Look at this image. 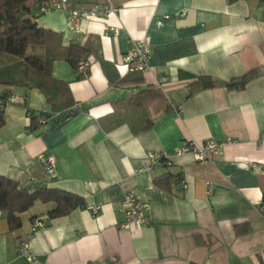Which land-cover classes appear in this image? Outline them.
Here are the masks:
<instances>
[{
	"label": "crops",
	"instance_id": "0c3cea01",
	"mask_svg": "<svg viewBox=\"0 0 264 264\" xmlns=\"http://www.w3.org/2000/svg\"><path fill=\"white\" fill-rule=\"evenodd\" d=\"M68 2L117 9L81 19L73 33L64 11L35 15L30 3L35 22L57 32L61 47L86 49L89 67L80 73L55 43L28 49L53 57L51 75L66 83L68 105L48 102L28 82H0V97L16 98L0 106V175L28 191L71 192L84 205L50 218L53 203L35 202L16 230L0 211V264H264V0ZM142 38L150 66L128 72L122 57ZM252 69L259 74L246 80ZM43 108L46 122L38 123ZM212 138L233 142L200 161L176 152ZM149 151L170 165L147 169ZM42 153L55 157L51 172ZM129 190L149 208V222L123 229L119 206ZM87 204L98 205L97 214ZM33 218L43 227L28 238ZM26 238L32 261L17 253Z\"/></svg>",
	"mask_w": 264,
	"mask_h": 264
},
{
	"label": "trees",
	"instance_id": "16d2710c",
	"mask_svg": "<svg viewBox=\"0 0 264 264\" xmlns=\"http://www.w3.org/2000/svg\"><path fill=\"white\" fill-rule=\"evenodd\" d=\"M40 1L46 0H0V82L10 85L21 82L29 83L28 85L40 88L48 102L52 103L50 98L53 97L60 101V104L68 105L66 83L56 80L51 75L50 62L53 57L45 58L34 51L28 52V49L34 50L36 47H49L50 49L55 43L64 54L63 58L73 67L87 56L86 49L79 44H69L63 48L57 32L38 26L34 17L31 16L30 3L38 6ZM258 74L255 69H252L244 75V78L249 80ZM226 85L232 87L231 82ZM5 102L6 96L1 95L0 106ZM43 110L45 115L49 112L46 108ZM28 113L30 114L29 108ZM37 118L36 116V121ZM3 121V110L0 107V127ZM166 177L162 176L156 181H164ZM35 202L53 203V206L47 210L50 218L67 215L73 208L84 205L83 198L71 192L46 187L28 191L17 186L7 176L0 175V211L6 214L10 230L19 228L21 212L28 210Z\"/></svg>",
	"mask_w": 264,
	"mask_h": 264
},
{
	"label": "built area",
	"instance_id": "2783aa9c",
	"mask_svg": "<svg viewBox=\"0 0 264 264\" xmlns=\"http://www.w3.org/2000/svg\"><path fill=\"white\" fill-rule=\"evenodd\" d=\"M117 7L111 4H105L103 6L97 7L95 5L91 6L88 10L85 8H81L78 6H69L68 0H46L40 1L35 15L40 13L49 12V11H64L66 15V27L71 30L73 33H76L80 30L79 24L81 19L88 17L89 15L93 16H108L115 14ZM185 10H181L178 15H184ZM169 15L167 14L165 18ZM105 30H110L113 34L116 33L117 28L109 25H104ZM149 42L147 39H136L131 40L129 42L128 49L126 53L123 55L122 59L124 64L127 67V71H138L144 72L147 68H149L150 64L148 63L149 59ZM88 60H81L76 65L77 69H79L80 73L85 74L88 66ZM15 96H7L6 101L14 102ZM46 116L44 114V110L42 109L41 115L38 118L40 123H45ZM232 139H206L204 142L195 144L193 142H186L179 145L176 149V152L179 154H191L193 159L196 161L208 159L214 154H219L222 152L225 145L228 143H232ZM146 156L148 157L149 164L147 169L152 170L153 165L155 164H165L170 165V158L162 152H147ZM39 160L42 161L43 167L45 171L51 172L56 165V160L54 155L50 153H42L39 155ZM256 168V165H254ZM138 171L142 170L141 167L136 168ZM179 187H185L184 180L178 181ZM123 200L120 203L119 209L125 214V221L121 227L124 229L137 228L141 225L147 224L148 217L147 213L149 208H147L146 204L140 201L138 195H135L133 191H126L123 194ZM88 210L92 214H97L99 211L98 205L87 204L86 206ZM261 210L264 211V202H262ZM43 227V222L40 218H33L31 221V232L28 235V238L32 235L33 231L36 229ZM17 253L20 256H23L27 261L34 260L36 253L33 252L32 247L30 245L29 239H20L17 244Z\"/></svg>",
	"mask_w": 264,
	"mask_h": 264
},
{
	"label": "water",
	"instance_id": "95a60500",
	"mask_svg": "<svg viewBox=\"0 0 264 264\" xmlns=\"http://www.w3.org/2000/svg\"><path fill=\"white\" fill-rule=\"evenodd\" d=\"M240 81H241L240 79H236L235 83H236V82H240Z\"/></svg>",
	"mask_w": 264,
	"mask_h": 264
}]
</instances>
